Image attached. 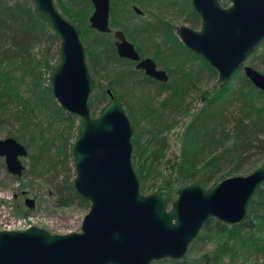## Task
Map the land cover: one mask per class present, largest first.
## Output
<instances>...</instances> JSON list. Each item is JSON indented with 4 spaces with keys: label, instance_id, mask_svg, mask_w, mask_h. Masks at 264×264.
I'll list each match as a JSON object with an SVG mask.
<instances>
[{
    "label": "trees",
    "instance_id": "trees-1",
    "mask_svg": "<svg viewBox=\"0 0 264 264\" xmlns=\"http://www.w3.org/2000/svg\"><path fill=\"white\" fill-rule=\"evenodd\" d=\"M53 2L64 18L76 22L89 71L99 68L110 74L107 81L103 77L107 83L94 81L88 101L91 110L109 101L108 89L119 101H124V92L129 89H148L157 96L163 95L158 114L149 105L150 97L141 100L135 112L127 106L125 110L133 128L132 164L140 179L141 193H146V184L152 187L151 192L162 187L157 184L159 178L164 177L160 166L166 158L167 138L162 134L170 127L161 119L164 110L177 111L181 118L187 117L180 123L179 154L173 162L165 161L169 172L167 178L162 179V185L171 193L189 184L208 188V182L220 171L224 161L235 162L236 169L255 149L264 148V91L254 87L239 68L223 87L215 83L213 91L202 92L198 96L200 105L191 109L185 104V98L193 78L203 71L211 75L216 71L184 47L175 34L176 27L169 21L157 15L148 17L145 9H141V14L134 10V6L146 8V4L156 2L174 12H185L193 25H197L201 20L191 0H110L111 30L121 29L140 56L147 54L148 45L153 46L151 57L157 66L169 69L172 65L181 71L178 77L171 78L168 74L166 82L146 76L143 70L135 68L134 61L119 57L112 33L89 27L88 18L93 8L90 0ZM222 4L228 2L223 0ZM78 25L84 29L79 30ZM263 42L264 39L254 48L251 59ZM51 47L57 54L54 63L49 56ZM262 57L264 61V55ZM59 59V40L49 34L32 0H0V113H12L22 128L27 129L29 137L20 133L14 138L27 148L31 169L48 163L53 148L68 172L73 164L71 150L78 136L80 118L64 110L52 95L50 75ZM68 129L75 130L72 142L66 137ZM45 184L47 194L57 207L76 204L89 208L88 200L75 191L69 176L64 180L52 176ZM19 209L24 210V207ZM263 230L264 186H261L254 192L249 214L242 224L227 225L211 218L192 242L212 234L220 237L222 241L217 250L212 255H204V263L220 264L222 256L235 261L236 257L247 258L246 254L251 251L264 253ZM216 251L217 260H214ZM185 258L186 255L182 259H162L152 264H184Z\"/></svg>",
    "mask_w": 264,
    "mask_h": 264
},
{
    "label": "water",
    "instance_id": "water-1",
    "mask_svg": "<svg viewBox=\"0 0 264 264\" xmlns=\"http://www.w3.org/2000/svg\"><path fill=\"white\" fill-rule=\"evenodd\" d=\"M191 0L201 27H176L184 47L203 58L223 87L236 70L264 91V74L244 65L264 39V0ZM43 23L59 40V62L50 75L52 95L67 112L80 118L71 150L75 191L89 202L80 232L52 234L30 226L0 230V264H152L181 259L189 244L211 218L240 225L247 218L252 196L264 186V167L223 179L214 187L189 184L176 191L162 186L143 194L132 164L133 128L122 103L108 89L109 101L96 116L88 105L94 81L79 33L56 9L53 0H32ZM89 26L112 33L117 55L135 62V68L154 80L168 74L148 56L141 57L121 29L109 25L110 0H90ZM134 10L141 14L138 6ZM28 150L16 138L0 139V158L7 171L20 177ZM25 204L32 208V198Z\"/></svg>",
    "mask_w": 264,
    "mask_h": 264
},
{
    "label": "rangeland",
    "instance_id": "rangeland-1",
    "mask_svg": "<svg viewBox=\"0 0 264 264\" xmlns=\"http://www.w3.org/2000/svg\"><path fill=\"white\" fill-rule=\"evenodd\" d=\"M138 7L140 9H145V11L148 12V17L157 15L164 20L169 21L174 26V28L181 25H186L195 30H199L201 27V21L199 24L193 25L190 17L185 12H174L171 9H166L160 3L151 2L146 4V8L145 6L143 7L141 5H138ZM69 21L71 22V20ZM71 23L76 26V22ZM78 27L79 30L84 29L83 26L78 25ZM154 50L155 48L153 46L148 45L147 54H144L143 57H151V54L152 52H154ZM252 54L250 53L248 55L244 62V65H250L260 73L264 74V61L262 60V56L264 55V42L260 45L257 52L254 53V56L251 59L250 56ZM49 56L51 57V62L54 63L57 59V54L54 47H51ZM158 68L164 69L160 66H158ZM193 68H195V66H193ZM94 70L95 71L93 72L89 71L93 81L107 83L106 81L110 74L104 72V70L99 68H96ZM164 70L167 72V74H170L171 78L178 77L181 73L180 70L172 65H169V69ZM241 72H243L242 68L240 73ZM104 76L106 81L103 80ZM193 80V84L189 86V90L187 92L188 94L185 98V104L189 105L191 109L194 110L200 105V99L198 96L204 91H213L215 83L217 84V73L215 75H211L203 71L201 74H197V76H195ZM44 84H46V82H44ZM122 90L123 89H121V91ZM124 93V101H120L123 105L124 110H126L127 106L132 108L135 112L140 107V101L147 97H150V107L156 110L157 114L161 112V110H159V103L161 102L163 95L157 96L156 94H153V90H142L141 88L131 90L129 89L128 92ZM101 106L102 104L99 106H95L93 110L90 109L92 116H96L98 114ZM162 115L163 116L161 119L166 121L167 124H170L169 129L164 130L162 134L167 138V148L165 151L166 158L165 160L161 161L160 166V168L163 169V178L165 179L167 178L169 172V169L165 167V161L168 160L171 163L174 161L175 157L178 156L180 148V123L186 121L187 117L181 118L180 114H178L177 111L170 112L169 110H164ZM22 127V124L17 119H15L12 113H6L4 111L0 113V139H4L9 136L15 137L20 133H24V136L29 137L30 135L27 129L25 130ZM74 134V129L67 130L66 137L69 138V141H73ZM48 159V163H44L43 165L37 166L35 169H31L30 159L26 157L23 162L26 165L27 170H24L20 177H16L11 175L7 171L4 159L0 158V230L7 229L8 226H10V228L7 230H23L29 226H37L47 230L52 234H66L81 231V223L83 217L88 212L89 208H83L76 204L68 207H57L55 205L54 199L47 194V186L45 184L46 180H48L52 176L57 177L59 180H64L65 178H67V176H69L70 180L73 179L75 176L73 164L72 166H70L68 172L66 166L64 167V164H62L61 162L62 159L55 154L54 148L48 155ZM201 165H199L198 168H200ZM234 165L235 162L231 161L230 159L224 161L221 164L220 171L216 172V174L208 182V188L214 187L227 177L236 175L245 176L259 167H264V148L255 149L251 153V155L247 157L246 160L238 164V167H236V169H234ZM221 176H224L222 177L223 179L220 178ZM17 178L25 182V185L23 186L22 182H19ZM163 178H159L157 184L163 186ZM174 186H176L177 188V185ZM145 190V194H148L153 189L146 184ZM175 197L176 190L172 193V199H174ZM26 198H32L34 200L35 204L32 208H29L25 204ZM19 207H24V210L19 209ZM18 219L22 221L24 220V227L18 225H14L13 227L12 221ZM261 235L264 238V230L261 232ZM221 241L222 240L220 237L212 234L210 236H204L195 242H191L185 254L186 262L184 264H195V261L197 260L198 264H206L204 263V255L211 254L212 252L214 253ZM246 255L247 258L244 259V257H236L235 261L229 260V257L227 256H222L220 257L219 261L220 264H264V253L251 251ZM214 260H217V251L215 252Z\"/></svg>",
    "mask_w": 264,
    "mask_h": 264
},
{
    "label": "built area",
    "instance_id": "built-area-1",
    "mask_svg": "<svg viewBox=\"0 0 264 264\" xmlns=\"http://www.w3.org/2000/svg\"><path fill=\"white\" fill-rule=\"evenodd\" d=\"M23 223H24V220L22 221L20 219L12 221L13 227H14V225L23 226ZM9 228H10V226L7 227V229H9Z\"/></svg>",
    "mask_w": 264,
    "mask_h": 264
},
{
    "label": "flooded vegetation",
    "instance_id": "flooded-vegetation-1",
    "mask_svg": "<svg viewBox=\"0 0 264 264\" xmlns=\"http://www.w3.org/2000/svg\"><path fill=\"white\" fill-rule=\"evenodd\" d=\"M141 57H143V56H141Z\"/></svg>",
    "mask_w": 264,
    "mask_h": 264
}]
</instances>
